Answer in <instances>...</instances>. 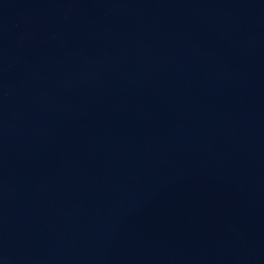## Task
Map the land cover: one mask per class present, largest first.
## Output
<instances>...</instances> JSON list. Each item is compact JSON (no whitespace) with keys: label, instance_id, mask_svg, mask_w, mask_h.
<instances>
[{"label":"water","instance_id":"95a60500","mask_svg":"<svg viewBox=\"0 0 264 264\" xmlns=\"http://www.w3.org/2000/svg\"><path fill=\"white\" fill-rule=\"evenodd\" d=\"M0 264H264V0H0Z\"/></svg>","mask_w":264,"mask_h":264}]
</instances>
